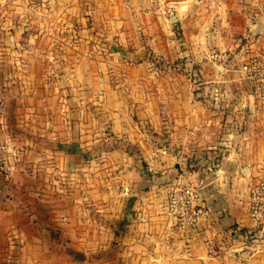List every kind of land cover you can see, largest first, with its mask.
<instances>
[{
  "label": "crops",
  "instance_id": "crops-1",
  "mask_svg": "<svg viewBox=\"0 0 264 264\" xmlns=\"http://www.w3.org/2000/svg\"><path fill=\"white\" fill-rule=\"evenodd\" d=\"M209 1L96 0L47 47L26 28L45 14L0 12V140L25 150L0 177V264H264V106L239 72L264 59V0Z\"/></svg>",
  "mask_w": 264,
  "mask_h": 264
},
{
  "label": "built area",
  "instance_id": "built-area-1",
  "mask_svg": "<svg viewBox=\"0 0 264 264\" xmlns=\"http://www.w3.org/2000/svg\"><path fill=\"white\" fill-rule=\"evenodd\" d=\"M199 8H211L209 0H191ZM239 72L254 101L264 106V60L257 56L244 61ZM2 109L0 108V118ZM25 154L24 147L5 131L0 140V177L4 181L10 180L11 176L21 166ZM198 195L190 186L176 185L169 189L166 200L168 212L187 228L196 226L199 219L206 211L196 206ZM248 208L250 218L256 228L255 232H264V182H260L249 190Z\"/></svg>",
  "mask_w": 264,
  "mask_h": 264
},
{
  "label": "rangeland",
  "instance_id": "rangeland-1",
  "mask_svg": "<svg viewBox=\"0 0 264 264\" xmlns=\"http://www.w3.org/2000/svg\"><path fill=\"white\" fill-rule=\"evenodd\" d=\"M8 5L4 0H0V12H13V13H30V14H45V20H33L27 22L26 28L28 29V39H33L35 45L38 43L36 32L41 30L45 31V41L42 45L48 46L53 43L54 32L64 35L69 30H79L81 20L85 13H88L93 8L96 0H10ZM15 25L23 22L14 21ZM36 33V34H34ZM43 35L40 34V37ZM58 41L60 38H56ZM64 39V38H63ZM60 42V41H59ZM63 43V41L61 42ZM262 59V58H260ZM264 60V59H262ZM244 91H246L244 89ZM261 106V105H260Z\"/></svg>",
  "mask_w": 264,
  "mask_h": 264
}]
</instances>
